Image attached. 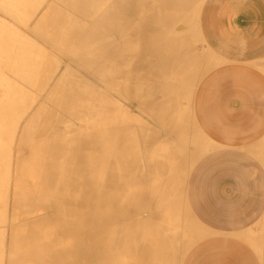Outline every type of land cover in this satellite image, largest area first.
I'll return each mask as SVG.
<instances>
[{"label":"bare ground","instance_id":"1","mask_svg":"<svg viewBox=\"0 0 264 264\" xmlns=\"http://www.w3.org/2000/svg\"><path fill=\"white\" fill-rule=\"evenodd\" d=\"M200 2L0 0L53 49L0 27L24 82L0 74V264H179L196 243L172 203L206 66Z\"/></svg>","mask_w":264,"mask_h":264},{"label":"crops","instance_id":"2","mask_svg":"<svg viewBox=\"0 0 264 264\" xmlns=\"http://www.w3.org/2000/svg\"><path fill=\"white\" fill-rule=\"evenodd\" d=\"M199 6L206 66L183 109L191 155L172 203L196 243L179 264H264V0Z\"/></svg>","mask_w":264,"mask_h":264},{"label":"rangeland","instance_id":"3","mask_svg":"<svg viewBox=\"0 0 264 264\" xmlns=\"http://www.w3.org/2000/svg\"><path fill=\"white\" fill-rule=\"evenodd\" d=\"M52 1V0H51ZM2 20V21H1ZM3 20H6L5 21V23H3ZM0 27L2 26H4V27H6L5 28V30L7 29L8 30V28L11 30V31H13V35H17L18 34V37H19V39H20V42H25V43H27L28 44V46H31L32 44L37 48V50H39L40 48V51L43 49V48H45V45L47 44V41L45 40V42L44 43H41V42H43L42 40H44L45 38L43 37V39L42 40H40V38L39 39H37L38 38V35H37V37L34 35V37H33V35H32V30L31 31H28L29 32V34H28V32L25 30L26 28H25V26L21 23V22H19V23H17L15 20H13V18H11L10 16H8V15H6L3 11L1 12L0 11ZM9 21V22H8ZM192 21H195V22H192ZM192 21H190V23H188V24H191L192 25V28L193 27H195L194 29H192V28H185L184 26L186 25L187 26V24H185L181 29H180V31L182 32V33H187L188 34V31H189V29L191 30L192 29V31L193 32H191L190 31V33H189V35H190V37L191 38H194V40H193V47L194 48H196V46H197V48L195 49V51H197V50H200V49H202V50H200V51H198V56L200 57V56H202L203 54H204V48H203V42H202V39H201V36H200V33L198 32V30H197V19L196 18H194V16L192 17ZM17 23V24H16ZM193 23V24H192ZM195 23V24H194ZM5 24H7L6 26H5ZM23 25V28H25L24 29V31H23V28L21 27V25ZM195 25V26H194ZM9 26V27H8ZM10 26H11V28H10ZM22 28V29H21ZM183 28H185V30H183ZM16 29V30H15ZM186 29H188V30H186ZM196 29V30H195ZM6 30V32H8V31H10V30H8L7 31ZM10 31V33L8 32V34H12V32ZM16 31H18V32H16ZM184 31V32H183ZM15 32V33H14ZM27 32V33H26ZM180 32V33H181ZM194 32H197L198 34H194ZM184 33V34H185ZM191 33H192V35H191ZM20 34V35H19ZM31 34V35H30ZM186 34V35H187ZM194 34V35H193ZM194 36H197L196 38L194 37ZM21 37V38H20ZM199 39H201L200 41H199ZM41 41V42H40ZM32 42V43H31ZM36 42H38L39 43V45L38 46H40L41 45V47H37V44H36ZM199 42H201L200 44H202V45H197ZM49 43V42H48ZM43 45V46H42ZM47 45H48V47H47ZM46 45V48H45V51L46 50H48V51H50L52 48V46L50 47V44H47ZM199 46V47H198ZM33 47V46H32ZM50 48V49H49ZM43 52H44V49L42 50ZM41 51V53H43ZM51 51H53V49L51 50ZM50 51V52H51ZM47 52V51H46ZM46 52H44V53H46ZM49 52V53H50ZM202 52V53H201ZM52 53V52H51ZM51 53L50 54H48V56H50L51 57ZM200 54V55H199ZM13 57V56H12ZM4 58H6V56L4 55ZM4 58H3V62L0 60V71L2 72V73H0V74H2V77H5L4 78V81H6V80H8L9 82H12L13 80H15L14 82H19V84L20 83H24L21 79H19V77H18V75L16 74L17 72H16V68L13 66V64L12 63H9V62H11V60H8V58H7V60H8V62H6V59L4 60ZM53 58V57H52ZM3 65V66H2ZM5 71V73L3 74V72ZM8 71V72H7ZM7 73H9V74H7ZM7 74V76H3V75H6ZM13 74H15L14 76H13ZM9 76V77H8ZM13 77V78H12ZM10 78H12L11 79V81H10ZM6 79V80H5ZM18 80H20V81H18ZM184 103H186V102H184L183 101V105L185 106V105H187V103L186 104H184ZM186 107V106H185ZM185 107H183V109H185ZM142 118H143V122L145 123L146 121H147V126L148 125H150V126H152L153 127V125L155 126V123L152 121V119L150 118V117H148L147 116V114H146V116L145 115H142ZM148 120H149V122L151 123V124H148L149 122H148ZM154 123V124H153ZM153 124V125H152ZM156 127H157V125H156ZM12 207V206H11ZM12 209V208H11ZM11 209L9 208V211H8V215H9V217H10V213H11ZM7 234H8V232H7ZM7 243H8V240H7ZM7 243H6V245H7Z\"/></svg>","mask_w":264,"mask_h":264}]
</instances>
